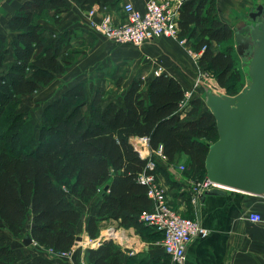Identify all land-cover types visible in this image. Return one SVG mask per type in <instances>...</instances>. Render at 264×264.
Masks as SVG:
<instances>
[{
	"label": "trees",
	"instance_id": "1",
	"mask_svg": "<svg viewBox=\"0 0 264 264\" xmlns=\"http://www.w3.org/2000/svg\"><path fill=\"white\" fill-rule=\"evenodd\" d=\"M77 2L88 11L96 4L112 5L117 0ZM46 4L54 9V22L67 10L65 0H32L8 21L9 30L17 34L12 43L15 63L0 76V223L12 238L22 240L30 235L38 248L68 253L76 244L81 220L71 199L87 203L106 185L96 214L87 219L86 233L91 240L98 237L101 220L134 228L142 238L160 236L138 221L143 210L152 209V202L147 187L137 181L141 174H155L159 164L149 171L147 160L130 141L147 138L150 151L160 148L168 163L185 155L194 179L202 180L208 146L218 138L215 119L209 111L200 112V99L192 100L189 112L182 114L181 84L161 75L147 81L134 79L122 106L111 103L102 108L97 93L88 115L82 112V87L75 85L42 108L37 128L30 121L21 122L23 115L14 112L19 99L49 85L68 69L65 58L58 60L60 43L45 44L40 26L33 23L31 11ZM178 29L179 39L197 40L192 47L200 54L198 65L211 70L218 86L229 91L226 81L238 57L230 45L214 53L211 42L228 43L233 30L216 18L212 0L184 3ZM4 42L0 36V68L7 53L1 48ZM120 254L112 240L101 239L89 250L87 264H124ZM0 264L40 263H21L6 237L0 235Z\"/></svg>",
	"mask_w": 264,
	"mask_h": 264
},
{
	"label": "crops",
	"instance_id": "2",
	"mask_svg": "<svg viewBox=\"0 0 264 264\" xmlns=\"http://www.w3.org/2000/svg\"><path fill=\"white\" fill-rule=\"evenodd\" d=\"M28 1L32 0H0V36L5 38L4 47L1 46V48H6L7 50L3 64L15 63L12 43L17 33L9 30L8 21L10 18L14 17L21 6ZM147 1L148 0H117V2L112 5L96 4L93 7L99 12L96 18L103 13H107L116 21H119L123 17L121 10L124 3H131L134 8L143 11ZM170 1L179 3L182 6L190 0ZM65 2L67 10L59 15L58 22H54V9L51 5L46 4L42 8L33 9L31 11L33 23L40 26V36L45 44H54L57 41L60 43L59 61H61L65 53L74 54L79 52L84 54L79 55L80 59L89 58L91 51H97V44L94 38H100L101 36L96 35L87 28V11L80 8L77 0H65ZM212 2L214 3L216 18L223 24L228 25L232 30L233 26L238 21L243 20V18L255 9L256 6L264 4V0H212ZM184 40L185 44L190 41H187L185 38ZM156 42L161 44H159L160 48L158 49L160 53L165 56L173 53H170L169 49L165 46L170 45L173 47V44H176L175 41L172 42L168 39L161 38L146 44ZM107 43L111 42L107 41ZM213 44L216 43L211 42V48ZM189 51L192 52L191 49ZM193 53L197 54L195 51H193ZM74 63L69 64L70 66L67 71L63 73L66 75H56L51 83L55 80L60 82L59 77L61 79H72L73 83L68 87L69 89L83 83L85 79L82 77L84 76L78 73L77 68L75 69L76 64H79V62H76V64ZM2 69L3 68H0V70ZM165 74L161 72L159 76ZM0 76H2V74H0ZM165 76L175 78L181 84L185 93L186 87L182 80L172 74H167ZM153 77H155L154 74L151 78ZM151 78L147 79L150 80ZM131 82L120 95L102 100V108L111 103L122 106L123 97ZM51 83L49 85H51ZM184 83H186V80H184ZM55 99L57 98L51 99L46 104ZM141 153L143 154L141 158L145 159V157L150 155L149 147L142 146ZM187 163L188 158L180 154L172 163L160 162L159 168H157L155 172L158 183L165 192L168 204L181 216L186 218L190 217L198 221L201 227L206 230L205 236H200L192 241L182 262H173L164 253L160 236L152 235L151 237L145 236L142 238L134 228H127V232H124L121 230L123 227H119L118 223L112 220H101L99 223L101 230L98 237L94 240L88 237L86 233L87 219L96 214L102 197L107 192L106 185L101 188L96 198L87 203H82L76 198L71 199L76 211L81 215L76 237L80 238L81 241L76 243L73 247L71 251V261H54V259L50 261L51 259L47 258V256H43V253H49L51 251L40 247L38 248L34 243L30 246H24L21 239L12 238L10 236L2 223H0V228L2 230L0 235L6 237L8 244L16 251L21 263L79 264V262L82 261V263L85 262L87 264L89 250L98 245L99 241L103 238V226L108 224L112 228L113 226L118 227V232L132 238H130V243L128 244L123 242L121 244H116L114 242L121 253L120 256L124 264H139V260H143L147 264H264V196L258 197L222 189L224 195H205L196 206L192 204L191 201V190L194 183L199 180L194 179L192 172L186 167ZM179 165H183L185 169L179 171ZM250 212L259 213L263 221L260 223L249 222L246 216ZM30 220L31 217L28 219V226ZM90 241L92 242L90 243ZM140 247H142L141 250ZM34 248L37 249V252H35ZM134 249V254L130 255V251ZM51 253L54 254V252Z\"/></svg>",
	"mask_w": 264,
	"mask_h": 264
},
{
	"label": "water",
	"instance_id": "3",
	"mask_svg": "<svg viewBox=\"0 0 264 264\" xmlns=\"http://www.w3.org/2000/svg\"><path fill=\"white\" fill-rule=\"evenodd\" d=\"M233 46L245 75L243 88L229 96L201 85L204 104L215 119L218 135L208 146L205 178L225 190L263 197L264 4L233 26ZM222 189L205 195H224ZM22 244H33L30 235L22 239Z\"/></svg>",
	"mask_w": 264,
	"mask_h": 264
},
{
	"label": "rangeland",
	"instance_id": "4",
	"mask_svg": "<svg viewBox=\"0 0 264 264\" xmlns=\"http://www.w3.org/2000/svg\"><path fill=\"white\" fill-rule=\"evenodd\" d=\"M94 39L97 44V51H91L89 58L80 59L79 55L84 54L79 52H77L78 54H63V58H65L68 63L67 67L70 66V63L75 62L74 64H76V62H79V64H76L75 69L77 68L78 73L84 76L82 78H84L85 81L80 83L85 100L84 106L82 107L84 115H88L91 99H93L97 93L101 95V100H107L110 97L118 96L132 80L140 78L142 81H147V78H151L156 70H161L160 72L166 73L165 75H176L183 81V84H185L186 89L184 94H186L187 105L182 109V114L189 112L191 107L190 105L188 106V104L195 99H200L202 102L200 112L208 111V108L202 101L203 88L201 85L208 87L215 93L225 94L226 92L238 93L245 84V75L241 69V60L238 59V57L237 59L235 58L234 70L226 81V86L229 91L220 88L216 81V75L211 70L207 69L206 66H199L198 59H195L193 54L188 53L190 49L192 52L194 51L192 46L197 43L196 39L186 42L185 45H180L179 40L168 39L172 42L175 41L176 44H173L174 48L170 45L165 46L169 49L170 53L173 52L166 56L158 51L160 43L157 42L134 47L128 44L116 45L107 43V40L103 37ZM226 45L232 46L234 51L233 39L228 43L213 44L211 49L213 52H217L227 47ZM11 64L12 63L3 64V69L0 70V74H6V68L8 69V66ZM64 75L66 74H63V76ZM59 79L60 82L55 80L51 85H47L48 87H41L35 94L33 93V95L24 96L19 99L14 112L15 114L23 115L22 120H20L21 122L30 121L35 128L41 124L39 112L44 105L51 99L60 97L73 83L72 79H61L60 77ZM184 80H186V83H184ZM0 103L2 104L1 99ZM101 107H103V105H101ZM103 227L104 229L102 232L105 236L106 233L109 232L110 226L105 224ZM118 229V227L113 226L114 232L118 231ZM121 230L127 232V228L123 227ZM0 233H2L1 228ZM34 250L37 252L36 248H34ZM43 256L50 258V261L53 259L54 261H71L72 252L67 256L56 253L53 254L51 252L43 253ZM79 264H85V262L82 263V261H80Z\"/></svg>",
	"mask_w": 264,
	"mask_h": 264
},
{
	"label": "built area",
	"instance_id": "5",
	"mask_svg": "<svg viewBox=\"0 0 264 264\" xmlns=\"http://www.w3.org/2000/svg\"><path fill=\"white\" fill-rule=\"evenodd\" d=\"M179 9L180 4L170 0H148L143 11L137 10L131 3H124L121 10L123 17L121 20L116 21L107 13H103L96 18L99 12L91 7L87 11L86 26L96 35L116 45L128 44L140 47L161 38L179 40L180 45H185V40L178 38ZM188 53L193 54L195 59L200 56V54H194L189 50ZM160 71L156 70L154 76H159ZM186 105V94H184V99L179 105V111H182ZM130 143L139 156L142 157L141 147L148 146L147 138L132 139ZM145 159L149 171H154L160 162H167L160 148L156 151H150V155ZM178 168L180 171L185 169L183 165H179ZM137 181L147 187V197L152 202V209L143 210L138 215V221L160 234L162 249L171 261L182 262L192 241L200 236H205L206 230L201 227L198 221L181 216L168 204L165 192L159 185L155 174H141L138 176ZM213 189L219 190L222 188L209 182L206 178L195 182L191 190L192 204L197 206L200 199ZM246 219L252 223L263 221L262 216L257 212H250ZM130 238L118 231L114 232L113 228L110 227L109 232L105 236L103 235L102 239H110L116 244L122 242L128 244ZM79 242L76 241V243ZM141 249L142 247H140ZM71 251L61 255H70ZM134 252L135 249L130 251L129 254L133 255Z\"/></svg>",
	"mask_w": 264,
	"mask_h": 264
},
{
	"label": "bare ground",
	"instance_id": "6",
	"mask_svg": "<svg viewBox=\"0 0 264 264\" xmlns=\"http://www.w3.org/2000/svg\"><path fill=\"white\" fill-rule=\"evenodd\" d=\"M180 7H181V5H180ZM178 38H179V36H178Z\"/></svg>",
	"mask_w": 264,
	"mask_h": 264
},
{
	"label": "flooded vegetation",
	"instance_id": "7",
	"mask_svg": "<svg viewBox=\"0 0 264 264\" xmlns=\"http://www.w3.org/2000/svg\"><path fill=\"white\" fill-rule=\"evenodd\" d=\"M245 19V17L243 18V20Z\"/></svg>",
	"mask_w": 264,
	"mask_h": 264
}]
</instances>
